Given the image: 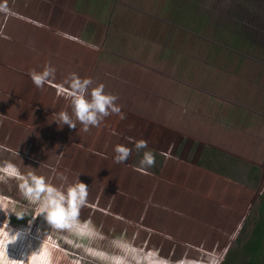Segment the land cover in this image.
I'll return each instance as SVG.
<instances>
[{"label":"rangeland","instance_id":"rangeland-1","mask_svg":"<svg viewBox=\"0 0 264 264\" xmlns=\"http://www.w3.org/2000/svg\"><path fill=\"white\" fill-rule=\"evenodd\" d=\"M235 1L7 0L10 12L0 13V161L58 187L78 175L88 186L79 220L103 235L74 243L72 235L48 228L36 216L38 205L17 190L18 181L6 178L0 181V232L8 225L24 229L35 217L31 231L7 246L11 259L46 244L48 264H151L156 256L168 264H249L243 244L264 204V30L255 31L244 7L233 11ZM46 64L56 69L50 84L69 72L90 77L93 87L102 83L123 113L105 122L122 123L124 131L99 125L85 132L78 121L71 129L61 126V111L75 121L70 99L46 82L50 91L30 86L28 72ZM16 69L33 94L3 91V75L13 80ZM23 76L18 80L27 82ZM38 94L47 97L49 114L41 108L45 101L36 105ZM74 134L91 137L93 157L129 167L135 191L128 198L118 201L113 176L86 163L92 173L82 172L71 161L82 143ZM139 140L146 149H135ZM116 144L131 150L124 163L113 160ZM147 150L155 163L141 170ZM175 179L181 185H166ZM202 203L210 208L204 215ZM214 210L220 216H212ZM22 211L30 215L18 220ZM113 250L119 251L108 254ZM257 264H264V253Z\"/></svg>","mask_w":264,"mask_h":264},{"label":"clouds","instance_id":"clouds-1","mask_svg":"<svg viewBox=\"0 0 264 264\" xmlns=\"http://www.w3.org/2000/svg\"><path fill=\"white\" fill-rule=\"evenodd\" d=\"M10 9L7 6V0H0V13L8 14ZM56 69L50 64H46L41 71L32 69L28 75L32 83L41 88L45 82L51 83L55 80ZM93 80L90 77L81 78L74 72H69L61 83L56 85L57 94H63L70 99V108L75 121L67 111L58 113V119L61 126L67 125L70 129L76 127L78 121L83 127V131H88L89 126L97 127L103 119L111 114H117L123 119V113L120 106L115 103L117 97L105 93L102 83L94 87ZM134 147L137 151L147 148L144 140L136 141ZM115 153L113 160L115 163H124L129 155L130 149L124 145L116 144L113 148ZM155 163V156L152 151L147 150L142 153V158L138 161L141 170L151 168ZM6 178H14L18 181L17 190L22 197L32 204L38 205L35 208L36 216L53 229H64L69 232H75L78 237H98L103 239L95 227L91 226V221L83 223L79 220L81 207L87 204L88 186L76 177V182L61 184L59 187L47 182L45 177L37 175L35 171L22 173L8 160L0 161V181ZM62 181L66 178L61 174L58 177ZM30 215L27 211L15 213V217L24 219ZM35 217L27 222L28 227L14 230L10 225L7 226V232H0V264H48L47 245L33 251L31 255L27 252H21L20 258L11 259L7 253V246L15 243L21 236L27 235L31 231V225ZM41 232L40 228L36 230V236ZM68 243H73L71 240ZM75 246H83L76 244ZM30 248V246H28ZM38 251V254H37ZM149 256H156V253H149ZM139 264V259H137ZM151 264H168L163 258L153 260ZM179 264H185L180 261Z\"/></svg>","mask_w":264,"mask_h":264},{"label":"trees","instance_id":"trees-1","mask_svg":"<svg viewBox=\"0 0 264 264\" xmlns=\"http://www.w3.org/2000/svg\"><path fill=\"white\" fill-rule=\"evenodd\" d=\"M14 55H16V54H14ZM16 70L17 71L14 73V75H16V77H15V79L12 78L13 80L8 79L6 76L3 75V80L5 81L4 84H2L3 91L6 92V93H8L7 95H10L12 97L13 96H16V93L17 92H21V93H23V95H26L27 93H28V95H29V93L30 94H33L32 90H34L35 88H31V87H35V86H33L34 84L30 85L31 87H28L29 83H28L27 77L21 75L20 73H18L20 71L22 72V70H20V69H16ZM21 76L25 77L26 80H27V82L20 81V79L18 80V78L21 77ZM46 83L49 86L56 87L55 84H50L48 82H46ZM45 87L46 86H43L42 88L44 89ZM45 90L50 91L49 87H46ZM37 97L38 98H37V100H35V102L36 101H40V102H37L36 105H40L43 101H45L46 102L45 106H42L41 108H42L43 111H45V113L48 112V114H49L50 111H51V108H49V106H48L47 97H43L40 94H38ZM21 106H22V104H20V107ZM35 107H39V106H35ZM121 122L122 121H120V123ZM121 124H118L117 125L115 122H112L111 125H108V124H106L105 119H104L100 123V126H101V128H102L103 131H106L110 127L113 128L114 126H115L114 129L116 131H118V129H121L122 131H124L122 129V127L120 126ZM118 126H120V127H118ZM156 131L157 132H156L155 135L157 137L158 135L161 134L162 130L159 128ZM25 135H28V134H25ZM74 138H76L78 141H80L82 143L77 144L76 148H78L79 151L76 150L73 153V155L71 156V161H74V164L75 165L76 164L77 165L80 164L82 166V168H83V171L82 172H86V169L88 168L89 171H87V173L91 174L92 173V167H91V165H93V167H95L94 168V171L96 173L105 172L106 174H108L106 176V178H109V177L113 176V178H115L119 182V190H117V192H116L115 195L118 196V197H120L119 200H118L120 203L123 200L122 198L126 199V198L129 197V195H128L129 192L135 191V188L131 184L132 182H128L129 177L132 178V174H133V173L130 172L129 167H127V166L118 167V164H116V166L111 164V166H110L105 159H101L100 160L99 158L97 159V158L93 157L92 156V146L89 145V142H90V139H91L90 136H85V135H80V134H77V135L74 134ZM93 138H94V136L92 137V139ZM85 144L88 145L90 149L87 148V147H85L86 150H81L80 148H83ZM84 163L91 164V165L87 166ZM172 183L173 184H176L177 183L178 185H181V183L178 181V179H175V180H173V182H169L166 185H169L170 184L172 186ZM120 187H122L124 189L123 190H120ZM134 195H136L137 197H139V195L137 194V192ZM200 206L201 207L199 208L200 209V212L199 213L201 215H204V214H206L207 212L210 211V208L203 207V203ZM263 208H264V204H262V206L260 207L261 215L256 220V222L254 224V227H253L252 232H251V236L243 244V250L245 251V254L249 255V257H250L249 264H257L259 262V258L262 257V255L264 253V215L262 213ZM214 212H216V211L214 210V211L211 212V215L212 216H215L216 213H218L217 215L220 216V211L219 212H216V213H214ZM219 219H221V217ZM212 220L215 221V218H213ZM220 222H221V220L218 222V226L221 227L222 224ZM46 226L48 228H51L48 225H46ZM210 227L211 226H210V223H209V225H208V227L206 229L209 230ZM51 229H53V228H51ZM53 230L56 231V232H59V234L60 233L61 234L64 233L65 235H72V238H75V240L73 242L75 243L77 241L76 238L78 236L75 235L74 232H69L68 230H64V229H53ZM76 248L78 249L79 247L76 246ZM117 251H119V250L109 251L108 254L111 255L112 253H115ZM156 258L157 259H160L161 257L156 256ZM222 263H224L223 260H222ZM170 264H176V263H173V262L171 263L170 262Z\"/></svg>","mask_w":264,"mask_h":264},{"label":"crops","instance_id":"crops-1","mask_svg":"<svg viewBox=\"0 0 264 264\" xmlns=\"http://www.w3.org/2000/svg\"><path fill=\"white\" fill-rule=\"evenodd\" d=\"M241 3L240 0H236L234 4L232 3L233 11L239 12L244 7L245 11L243 13H247L249 23L254 25L255 31L257 29L264 30V0H242ZM251 31L256 35L254 30Z\"/></svg>","mask_w":264,"mask_h":264}]
</instances>
